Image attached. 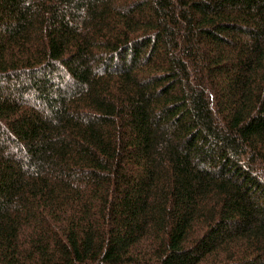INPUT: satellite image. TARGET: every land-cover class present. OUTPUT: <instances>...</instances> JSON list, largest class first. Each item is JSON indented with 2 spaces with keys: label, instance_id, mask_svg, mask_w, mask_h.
<instances>
[{
  "label": "trees",
  "instance_id": "trees-1",
  "mask_svg": "<svg viewBox=\"0 0 264 264\" xmlns=\"http://www.w3.org/2000/svg\"><path fill=\"white\" fill-rule=\"evenodd\" d=\"M0 264H264V0H0Z\"/></svg>",
  "mask_w": 264,
  "mask_h": 264
}]
</instances>
